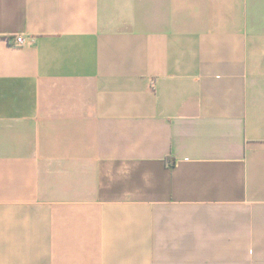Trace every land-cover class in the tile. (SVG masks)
Instances as JSON below:
<instances>
[{"label":"crops","instance_id":"0c3cea01","mask_svg":"<svg viewBox=\"0 0 264 264\" xmlns=\"http://www.w3.org/2000/svg\"><path fill=\"white\" fill-rule=\"evenodd\" d=\"M0 264H264V0H0Z\"/></svg>","mask_w":264,"mask_h":264},{"label":"built area","instance_id":"2783aa9c","mask_svg":"<svg viewBox=\"0 0 264 264\" xmlns=\"http://www.w3.org/2000/svg\"><path fill=\"white\" fill-rule=\"evenodd\" d=\"M23 44V39L22 38H16L15 39V42H14V45L16 46H21Z\"/></svg>","mask_w":264,"mask_h":264}]
</instances>
